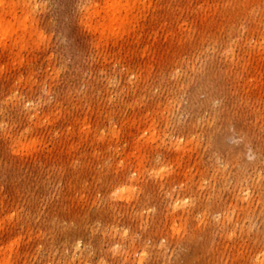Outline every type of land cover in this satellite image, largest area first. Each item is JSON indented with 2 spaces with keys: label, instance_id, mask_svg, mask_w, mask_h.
<instances>
[{
  "label": "rangeland",
  "instance_id": "rangeland-1",
  "mask_svg": "<svg viewBox=\"0 0 264 264\" xmlns=\"http://www.w3.org/2000/svg\"><path fill=\"white\" fill-rule=\"evenodd\" d=\"M94 1L0 0V264H264V0Z\"/></svg>",
  "mask_w": 264,
  "mask_h": 264
},
{
  "label": "bare ground",
  "instance_id": "bare-ground-1",
  "mask_svg": "<svg viewBox=\"0 0 264 264\" xmlns=\"http://www.w3.org/2000/svg\"><path fill=\"white\" fill-rule=\"evenodd\" d=\"M122 0H104L103 4H99L97 1H94L89 6L84 7L83 17L90 18L97 21L99 18H106L111 16L110 21L117 22L125 20L129 22L131 20V6H128L126 9H123L121 4ZM106 26L102 25L103 28ZM100 40L106 39V35L103 31H100L98 34ZM105 57V56H104Z\"/></svg>",
  "mask_w": 264,
  "mask_h": 264
}]
</instances>
